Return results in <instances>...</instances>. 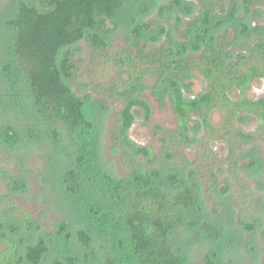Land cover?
I'll return each mask as SVG.
<instances>
[{
  "label": "trees",
  "instance_id": "16d2710c",
  "mask_svg": "<svg viewBox=\"0 0 264 264\" xmlns=\"http://www.w3.org/2000/svg\"><path fill=\"white\" fill-rule=\"evenodd\" d=\"M184 1L174 0V3L183 6ZM258 1L238 0L248 16L255 12L253 6ZM200 2L201 10L185 30L186 37L196 40L202 49L198 59H193L185 49H177L176 54L170 52L173 34L165 24L155 26L156 20L136 21L130 28V47L123 48V52L116 54L114 58L117 64L126 66L133 72L134 81L125 83L120 78L99 84L97 87L102 88L107 96L102 98L94 97L92 92L80 95V92L89 89L88 83L75 87L77 67L71 61V46L85 39L92 46L94 56L106 55L111 43L97 29L107 21L115 23L114 13L122 0L20 1L16 15L8 19V62L2 65L7 93L0 94V100H10L19 115L25 111L31 113L34 122L25 127L28 137H34L37 128L43 130L41 126H47L48 129L43 132L46 131V134L54 130V145L66 144L65 147H71L72 150L68 151L73 158L74 168L66 170L67 182L79 187L83 180L85 183L95 182L101 190H108L119 205L117 217L124 226L125 242L114 256H106L107 264H182L181 257L171 246L170 236L180 228L188 212L197 205L196 190L190 181L199 180L198 171L190 168L187 176L182 177L183 183L180 186H163L160 181L162 169L154 151L133 140L129 134L138 108L144 109L146 118L151 115L150 103L139 96V85L146 76L157 78L158 85L168 91L178 119L177 129L167 138L166 158L173 160L175 153L193 143L199 144L202 152L209 157L212 153L208 144L209 137L215 133L224 137L230 148V171L232 177L241 181V193L236 195L220 190L218 177L212 168L205 181L208 192L216 199L213 213L237 207L240 210L237 215L239 226L249 232L257 229L256 194L249 190L245 180L240 179L234 150L238 143L252 139V136L237 128L239 115L254 114L259 120V131L264 130V98L255 101L247 96L251 83L264 78V40L257 39L244 45L238 43L237 35L231 37V28L220 33L209 32L207 27L210 26L212 17L224 16L226 8L221 2L216 3L214 0ZM175 4L160 6L158 19L161 20L166 10ZM216 7H219L218 14L214 13ZM179 19L182 20L181 17ZM238 29L239 36L253 34L246 23H240ZM152 32H156V35L165 33L166 42L162 51L148 50L149 44L144 38ZM177 36V45H181V36ZM235 47H240L245 52L240 53L238 60L228 64L227 59L233 56ZM194 70L200 72L206 80L207 90L196 98L185 99L182 80ZM22 83L27 85L26 93L21 91ZM232 88L240 90L241 96L238 99L230 96ZM109 98L122 104L119 126L113 134L122 160L128 166L137 167L139 158L143 157L146 159L148 173H135L126 179L101 175L100 118L108 108ZM215 109L224 113L223 131L210 122V113ZM195 115L202 117L207 128L208 133L203 139L190 136L189 122ZM60 126L63 128L61 132L58 131ZM21 134V129L15 124L4 122L0 125V139L8 147L20 148V141H16ZM47 136L50 137V134ZM20 214L26 226L31 228L34 221L30 213L22 211ZM101 215L100 222L103 218L107 219L103 225L109 223L117 226L115 217L110 218L105 212ZM262 226L260 235L264 239V223ZM66 227L64 221L57 222L60 233ZM79 236L85 244L89 243V236L85 231L80 230ZM2 239H6V246L0 253V264H21L23 261L37 264L47 251L46 241L40 237L35 244L27 246L25 253L21 255V240L7 237L5 226L0 221V240ZM49 264L65 263L61 259H54Z\"/></svg>",
  "mask_w": 264,
  "mask_h": 264
},
{
  "label": "rangeland",
  "instance_id": "374dc122",
  "mask_svg": "<svg viewBox=\"0 0 264 264\" xmlns=\"http://www.w3.org/2000/svg\"><path fill=\"white\" fill-rule=\"evenodd\" d=\"M20 1L32 0H0V94L7 93L2 65L8 62V19L16 15ZM214 1L221 2L226 8V13L224 16L213 14L211 24L207 27L209 32L220 33L226 28H231V37L237 35L238 43L244 45L257 39L264 40L263 0L254 4L255 12L249 16L242 10L238 0ZM172 3L175 4L174 0H122L114 13L115 23L107 21L97 29L111 43L106 55L94 56L92 46L85 39L74 43L71 46V61L77 67L75 87L78 88L81 83H88L89 86V89L80 92V95L92 92L94 97L102 98L106 95L102 88L97 87L99 84L120 78L125 83L134 81L133 72L128 67L117 64L114 58L116 54L123 52V48L130 47V28L136 21L156 20L155 26L165 24L167 30H172L173 34L170 52L176 54L177 49L181 48L193 59H198L202 49L196 40L186 37L185 30L187 24L197 17L201 2L185 0L183 6L175 4L168 8L165 16L159 20L160 6ZM219 12V7H216L214 13ZM179 17L182 18L181 21ZM242 22L249 25L253 34L239 36L238 28ZM177 35L181 36V45H177ZM144 39L149 44V51H162V48H165V33H148ZM242 52L245 51L238 48L233 52V56L227 59V63L237 59L240 56L238 54ZM182 87L184 97L191 99L207 89V82L196 70L183 78ZM21 91H28L26 84L22 83ZM231 95L237 98L239 90L232 89ZM139 96L150 103L151 115L146 118L144 109L138 108L129 134L133 140L154 151L162 169V185L180 186L183 183L182 177L187 176L190 168L198 171L199 180L190 181L196 190L197 205L188 212L180 228L170 236L171 246L181 257L182 264H264V239L260 235L264 223V170L257 168L259 164H264V130L259 131L257 119L239 118L238 126L246 133L253 134L254 139L238 143L234 150L236 159L239 158L240 179L245 180L249 190L256 194L255 213L258 226L255 231L249 232L237 222L239 208L228 207L220 213H213L216 199L206 188L205 178L213 168L220 190L236 195L241 193V181L232 177L230 171V160L227 158L228 143L224 137L217 133L209 137L208 144L212 151L209 157L201 151V146L195 143L187 148L183 147L175 153L173 160H169L166 158L167 138L178 126L172 97L162 85H158V79L152 76H146L142 80ZM248 96L252 99L264 96L263 79L253 82ZM121 109L120 101L109 98L108 108L100 118V155L103 170L101 175L126 179L135 173H148V167L143 157L139 158L137 167L128 166L122 160L113 135L119 126ZM28 112H21L19 115L10 100H0V125L8 122L15 124L22 131L20 139L16 141H20V148L8 147L0 139V221L5 226L6 236L21 240V255L25 253L27 246L35 244L43 237L47 251L37 264H49L54 259H61L65 264H107L106 256H114L125 242L124 226L117 217L119 205L108 190H101L95 182L85 183L83 180L79 187L65 180L66 170L74 168V161L69 153L71 147H65L66 144L54 145V130L46 134V131L43 132L48 129L47 126H41L43 130L37 128L34 137H28L25 127L34 122ZM210 118L211 124L223 131L224 113L215 109ZM189 126L190 134L194 138L203 139L208 133L201 117L195 116ZM59 128V132L63 131L61 126ZM39 132L43 133L40 135ZM47 134H50V137ZM22 211L30 213L33 218L31 228H28L22 219ZM102 212L108 213L110 218L115 217L117 226H111L109 223L103 225L107 219L103 218L100 222ZM61 220L67 224L63 233L57 228V222ZM80 230L89 236L88 244L81 240ZM5 246L6 239L0 240V253ZM21 264L32 263L23 261Z\"/></svg>",
  "mask_w": 264,
  "mask_h": 264
},
{
  "label": "flooded vegetation",
  "instance_id": "af4514ba",
  "mask_svg": "<svg viewBox=\"0 0 264 264\" xmlns=\"http://www.w3.org/2000/svg\"><path fill=\"white\" fill-rule=\"evenodd\" d=\"M238 48H240V47H235L234 49H233V52H235ZM243 51H245V50H243ZM238 55H240V53L238 54ZM240 57V56H239ZM239 57L237 58V59H235L234 58V60H232V62L233 61H235V60H238L239 59ZM231 62V63H232ZM195 71V70H194ZM193 72V71H192ZM258 79H263L264 80V78H258ZM255 81V80H254ZM253 81V82H254ZM253 82L251 83V85H250V87H249V89H248V91H247V96H248V92H249V90H250V88H251V86H252V84H253ZM232 89H236V90H239L238 88H232ZM231 89V90H232ZM207 90V89H206ZM205 90V91H206ZM204 91V92H205ZM184 93V92H183ZM203 93V92H202ZM230 93V96L232 97V95H231V91L229 92ZM241 96V92H240V90H239V96L237 97V98H234V99H238L239 97ZM197 97V96H196ZM196 97H194V98H196ZM249 97V96H248ZM185 98V97H184ZM233 98V97H232ZM250 98V97H249ZM262 98H264V96L262 97ZM262 98H259V99H252V98H250V99H252V100H255V101H257V100H260V99H262ZM186 99V98H185ZM191 99H193V98H191ZM211 114V113H210ZM195 116H198V117H201V116H199V115H195ZM195 116H193L192 117V119L195 117ZM241 117H246V118H255V119H257V121H258V125H259V120H258V118L254 115V114H241V115H239L238 117H237V122H236V125H237V128L239 129V130H241L242 132H244L245 134H247V135H250V136H252V139L250 140V141H252L253 139H254V135L253 134H251V133H246L245 131H243L239 126H238V120H239V118H241ZM209 118H210V116H209ZM191 119V120H192ZM201 119H202V117H201ZM190 120V121H191ZM202 121H203V119H202ZM210 122H211V118H210ZM190 123V122H189ZM203 123H204V121H203ZM178 125V124H177ZM205 125V124H204ZM178 127V126H177ZM177 129V128H176ZM190 136H191V134H190ZM192 137V136H191ZM192 138H194V137H192ZM250 141H248V142H250ZM193 144H195V143H193ZM193 144H190V145H187V146H185L186 148L187 147H189V146H191V145H193ZM197 144V143H196ZM201 149V151H202V147L200 148ZM228 155H227V158H228V156H229V151H230V148H229V145H228ZM238 160V164H239V158L237 159ZM229 167H230V165H229ZM239 167L240 166H238V170H239V172H240V169H239ZM258 169H260L261 171H263L264 170V164L263 163H261V164H259V166L257 167Z\"/></svg>",
  "mask_w": 264,
  "mask_h": 264
}]
</instances>
